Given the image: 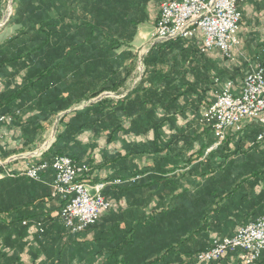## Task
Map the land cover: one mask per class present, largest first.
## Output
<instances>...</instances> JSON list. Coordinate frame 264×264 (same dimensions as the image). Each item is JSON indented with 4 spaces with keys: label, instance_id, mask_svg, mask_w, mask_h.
<instances>
[{
    "label": "trees",
    "instance_id": "16d2710c",
    "mask_svg": "<svg viewBox=\"0 0 264 264\" xmlns=\"http://www.w3.org/2000/svg\"><path fill=\"white\" fill-rule=\"evenodd\" d=\"M13 1L8 24L17 30L0 43V114L20 113L13 125L24 140L20 149L2 154L6 157L30 147L44 133L45 124L62 114L55 141L32 162L51 164L57 157L68 156L89 166L80 180L105 184L103 196L116 204L106 213L116 223L102 244L107 251L100 264H188L211 248L214 237L231 238L238 228L223 226L220 219L227 215L225 196L249 187V175L238 184L229 182L233 158L250 157V148L241 145L244 132L212 148L217 143L213 135L199 138L197 144L191 140L196 127L178 132L176 121L181 117L190 128L200 127L202 109L214 102L208 93L217 88L215 80L230 74L236 84L252 69L249 63L233 65L230 72L225 62L226 68L219 70L196 40L158 43L145 57L144 77L134 90L124 97L90 103L106 92L121 94L134 70L132 43L139 26L153 19L156 23L166 0ZM152 7L159 8L155 17ZM255 45L256 65H264V41ZM166 126L169 137L163 138ZM132 136L141 141L126 140ZM96 151L102 158L92 168ZM143 155H151L152 163L140 165L137 158ZM133 177H138L135 182H127ZM12 178L0 180V203L7 198L0 208L1 232L15 225L26 229L25 221H39L41 215L45 227L44 220L65 206L63 198L52 196L51 187L48 195L11 207L13 195L43 186L24 176ZM117 179L123 183L116 184ZM249 195L243 191L240 199L245 201ZM14 245L3 243L4 247ZM18 249L8 255L6 248L1 264L17 263Z\"/></svg>",
    "mask_w": 264,
    "mask_h": 264
},
{
    "label": "built area",
    "instance_id": "2783aa9c",
    "mask_svg": "<svg viewBox=\"0 0 264 264\" xmlns=\"http://www.w3.org/2000/svg\"><path fill=\"white\" fill-rule=\"evenodd\" d=\"M253 0H166L160 6V13L153 32V45L174 40H196L205 54L219 53L229 64L237 62V49L242 46L241 7ZM219 83V78L216 79ZM15 115L0 114V124L13 122ZM258 121L264 127V65L257 64L246 75L239 90L233 80H227L213 103L201 111L199 123L210 129L217 147L230 132L243 131L247 123ZM264 142V130L257 137ZM50 147V146H49ZM40 149L37 159L49 149ZM1 159V150H0ZM48 169L55 172L52 196L65 200V206L57 217L61 218L71 234L82 233L94 225L100 217L116 208L102 191L105 184L91 187L80 180L90 171L87 164H79L68 156L55 158L51 164L26 163L14 171L0 160V180L4 177L25 176L40 180ZM138 177L127 179L135 182ZM116 184L123 181L115 180ZM27 221L24 222V225ZM40 236L45 233L41 222L36 223ZM239 251V264H262L264 255V216L255 222L237 229L231 238L214 237L212 246L199 253L188 264H213L223 261L230 253Z\"/></svg>",
    "mask_w": 264,
    "mask_h": 264
},
{
    "label": "crops",
    "instance_id": "0c3cea01",
    "mask_svg": "<svg viewBox=\"0 0 264 264\" xmlns=\"http://www.w3.org/2000/svg\"><path fill=\"white\" fill-rule=\"evenodd\" d=\"M249 3H253V2L250 1L241 7V9L244 12V15L247 12L245 7ZM254 3L252 5L256 4ZM260 5L257 4V8H259L258 6ZM3 6H4V0H0V24L2 23ZM254 14L257 16L258 13L255 12ZM241 38L243 43L242 46L239 49H237V53H236L237 62L234 65L241 66L244 62H247L249 63V67L253 69L259 60V58L256 57L257 48L255 44L264 41V29L256 28V26L254 27L252 23L249 25V29H247L246 32L243 33ZM248 42L251 46H248ZM153 43L154 41L152 42V47L148 49L147 54L152 48L155 47L156 44L153 45ZM209 57L216 64V66L219 60H224L219 53L210 54ZM225 62H224V66H225ZM162 70L165 72L166 67H164ZM219 70L221 69L219 68ZM251 70L248 73H250ZM227 80H232V79H228L227 77V79H220L219 81H221L222 84H224ZM192 81L193 79H186V82H192ZM242 83L243 80L241 81L238 80V82L235 84L237 90H239ZM218 84L216 83V87L218 86ZM137 86L125 92L123 97L126 96L127 93H129L130 91L134 90ZM214 89L215 90L208 93V99L210 100L212 97L215 100V92H218L220 90L219 87ZM192 98L197 99V95H194ZM16 114L14 116V119L20 113L16 112ZM189 114H191V112H189L187 115ZM185 121L186 120H184L183 118L178 117L176 121V125H178L176 126V130L178 132H181L182 130H186L190 132V130L192 129L190 128V125H186ZM13 122L11 124L12 126H9L10 128L8 127L10 132L7 133L5 130L0 129L1 132L3 133L5 132L4 134L7 133L6 135L0 133V150H1V159L3 157L2 161L6 163L7 167L14 169V171H16L22 168L26 163L32 162L33 160L27 158L26 161H24L23 158L21 161L17 160L15 162H12L11 160H9V157L12 154H9L8 158L3 156L2 154L3 152L5 153L9 152L14 148H18L19 146V142L17 140H14L13 138L11 139L10 135H8L11 134V132L12 133L19 132L18 129L15 127V125H13ZM164 129L165 127L163 128V130ZM263 129H264L263 125L260 124L258 121L247 123L243 131H241L244 132L243 135H241L243 138L241 141V145H243L244 149L250 148V157L249 159H243L244 157L241 156H236L233 158L234 165L231 168L233 172L231 173L232 175L230 176L229 182L241 181L242 179L245 178L244 176L249 175L247 176L249 177L247 178L249 179V184H248L249 187L247 188V190H243V191H248L250 194L249 199L245 201L240 199L242 198V194H243L242 190L235 191V194L234 195L232 194L233 196L230 198L228 196H225L226 199H224L223 202H225L224 208L227 210V215L225 217H222L220 220L224 222L223 226L234 228V230L236 228L239 229V227L245 225L247 226V224H249L250 221L258 219L261 216H264V142L260 143L256 140V137H258L257 136L258 133L260 134L262 132L261 130ZM211 134L214 136L212 131ZM235 134L237 133L230 132L227 135V137L232 139L231 137L234 136ZM99 153L100 151H96L92 155V159L99 162V160L101 159V158L98 159L100 155ZM96 154L98 157H95ZM236 167L238 168L236 169ZM231 169L230 171H232ZM17 177L19 178L20 176ZM13 179L14 178L11 177L10 180ZM54 180H55V172L52 169L47 170L45 173L41 175V179L38 180V182L41 183L43 186L36 187L35 188L36 190L34 188L33 189L27 188L21 191L19 195H13L14 204L12 203L11 207L20 205L23 202V200L29 202V199L33 201L34 197L40 199L41 197L48 195L50 193V188L53 185ZM221 180L222 179H220V183H222ZM17 183L18 181L12 182L13 185H16ZM25 184L26 183L24 182V185ZM88 184L91 187H96L99 183L93 182ZM235 184H238V182ZM220 186L221 187L223 186V188L225 187L223 183ZM0 188H3L1 183H0ZM4 192L6 191H2L1 194H3ZM6 199L7 198L1 199L2 202L0 203V208H2V206L4 205L3 202ZM34 206L35 205H33V207ZM46 207L48 209L50 208V205L46 204ZM39 212L42 213L41 210ZM57 215H58L57 212H52L50 214L52 218L44 220L45 221L44 228H46V234L44 233L41 236L37 234L35 225L37 222H41L43 224L41 220L44 219V216L42 215L38 218L39 221H35V220L32 222L27 221V224L25 225L26 229L21 230L20 225H15L14 227H12L13 229L11 230H6L4 232L0 231V264L4 259V257H2L3 252L8 250L9 252H7L6 254L11 255L15 250V248L17 247H19L21 252L19 253L20 259L15 264H19V263L20 264H100L101 260L103 259V255H105L107 251V249L103 247L102 244L106 243L105 239L109 237L107 233L116 223L113 215L111 213L104 214L100 222L96 226L90 227L84 232L74 235H72L68 231V229L65 227L61 219L57 218ZM120 226L121 228H124L125 223L122 222ZM234 230L232 234L234 233ZM4 241H6L7 244H10V242H14L15 245L4 247L3 246ZM20 245H22V249ZM239 254H240L239 251L235 253H230L229 256L219 264H239Z\"/></svg>",
    "mask_w": 264,
    "mask_h": 264
},
{
    "label": "rangeland",
    "instance_id": "374dc122",
    "mask_svg": "<svg viewBox=\"0 0 264 264\" xmlns=\"http://www.w3.org/2000/svg\"><path fill=\"white\" fill-rule=\"evenodd\" d=\"M13 2H14L13 0H4L3 17H2V23L0 24V40H1L0 43L3 42L5 39H7L9 36H12L13 34H15L16 30H17L14 26L8 24V21H9L11 15L13 14ZM252 2L253 3L255 2L256 4L254 3L255 5H252L253 3H249L248 5H246L245 8H246L247 12L245 15H244V12L242 10L243 20H242V25H241V36L243 35V33L246 32L247 29H249V25L252 23H253L254 27L256 26V28H261V29L263 28L264 29V0H261V1L260 0H254ZM257 4H259V5L261 4V6L263 8L262 9L257 8ZM158 10H159V8H154V7L151 8V13L154 17H155ZM255 12L258 13L257 16L254 14ZM260 14H262V15H260ZM154 27H155L154 19L150 22H147V23L139 26V33H138L139 35L137 36V38L132 43V51H133L135 58H136L134 61V70H133V73H132L130 79L128 80L127 84L125 85L124 88H122L121 94L116 95L112 92H106V93H103L102 95H100L99 97L92 99V101L90 103L96 102V101H98L104 97H110V98H114V99L123 97L125 92L133 89L135 86L138 85V83L144 77V71H145L144 59L147 56L148 49L152 47V42H153V38H154L153 37ZM224 62H225L224 60H219L217 62V68L218 67L220 69L226 68L224 66ZM227 64H229V63H227ZM232 66L233 65L230 64L231 68H232ZM231 68L227 67L226 69L229 70L230 72H232V70H234V69L233 68L231 69ZM229 76H230V74L223 76L220 79H227V77H228V79H230ZM223 85L224 84H222V82L219 81L217 88L219 87V89H220ZM88 104H89V102L88 103H82L77 108L82 109L85 106H87ZM61 115L54 117L50 122L45 124L44 133H42L41 135L38 136L37 141H35L34 144H32L30 147L25 148L24 151H19L18 153H12V155L9 157V160H11L12 162H15L17 160L21 161L23 158H24L23 159L24 161H26L27 158H29L30 160L37 159L36 157L40 153V149L41 148L47 149L54 142L55 131H56L57 124H58V121L60 120ZM11 123L0 124V129L5 130L7 133L10 132L8 127L10 126ZM188 125H190V124H188ZM179 127H181V126H179ZM195 127H196V129H194ZM193 129H194V132L191 133V135H193L191 140L197 144H199L197 141L199 138H200L199 141H201V140H204V137L208 138L209 136L212 135L210 132L207 131L209 129H207V127H204V125H202V124H200V127H198V125H196V126L193 125L191 130H193ZM18 131H19V129H18ZM169 131L170 130H169L168 126H166L165 129L162 131L163 132L162 133L163 138L169 137V134H168ZM0 133L4 134L5 132L3 133L0 131ZM6 134H4V135H6ZM8 135H10L11 139L13 138L14 140H17L20 144V147L23 146V145H21V143L24 140V136L21 135L20 132H16V133L11 132V134H8ZM150 136L152 138L153 134H150ZM126 140L139 142V141H141V138L136 137V136H132V137L126 138ZM198 146L199 145H197V147ZM20 147H18L17 149H20ZM97 154L95 157H98ZM100 156L101 155H99L98 159L102 158ZM6 158H8V156H6ZM2 159H3V157H2ZM152 159H153V157L151 155H143V156H140L139 158H137L138 163L140 165L151 164ZM97 164H98L97 161H95V160L92 161L91 162L92 168L94 166H96ZM36 181H38V180H36Z\"/></svg>",
    "mask_w": 264,
    "mask_h": 264
}]
</instances>
